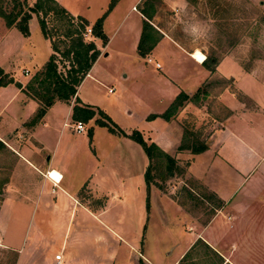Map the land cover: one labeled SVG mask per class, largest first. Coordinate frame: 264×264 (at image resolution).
<instances>
[{
  "label": "crops",
  "instance_id": "0c3cea01",
  "mask_svg": "<svg viewBox=\"0 0 264 264\" xmlns=\"http://www.w3.org/2000/svg\"><path fill=\"white\" fill-rule=\"evenodd\" d=\"M55 1L69 14L84 18L88 27L105 11L109 2V0ZM141 1L117 0L107 11L101 22V30L106 37V42L100 45L99 38L90 37L99 50V54L76 86L74 95L66 102L55 100L35 123L27 124L38 107L37 102L20 91L13 83L0 86V148L7 151L10 159L6 179L0 189V247L15 253L14 264H45L41 260L43 256L35 253L30 261L23 262L25 250L32 248L30 245L25 249V237L31 228H35V222H39V225L47 219V223L52 225L51 229H54L48 234V237L52 238L58 230H61L63 219L56 215H53L51 219L50 216L47 217L45 210L57 214L60 208L67 220L63 235L59 234L63 236V242L65 237H68L71 241L70 246H79L82 245L78 239L82 238L81 236L94 240L90 247L88 244L85 246L88 248L84 253H93L88 259L81 255L73 259H64V249L60 247V250L54 253V255L61 254L58 264H110L111 259L113 261L116 256H113L116 253L115 240H112L113 243L110 246L109 239L112 237L122 242H119V245L124 244L127 250L126 256L133 260L134 264L139 262L153 264L144 256L151 250L148 248L141 223L144 216L149 213V211L146 213L144 208L146 198L150 206L151 198L161 193L156 184H150L148 192L146 190L143 174L148 166L147 156L131 139L121 135H109L97 126L88 125L91 119L84 121L85 132L76 133L72 126L74 120L71 118V106L77 101L80 106L100 109L113 120L115 116L111 113L113 109L99 95V87L106 80H110L112 74L99 66V63L102 58L120 59L125 54V48H128L130 55L136 58L135 67L140 72L143 71L141 61L145 62L148 58L150 61L147 62L153 61L154 67L155 63L159 65L155 68H161L159 59L152 60V57L154 55L158 58V55L162 54L161 47L166 41L171 47L183 53L181 59L183 63H188L189 60L191 61L189 64L195 69L198 65H202V62L194 58V55L200 52L203 56V53L198 49L191 51L184 49L176 36L164 31L161 24L154 22L156 13L153 14L149 23L159 32V39L144 56L145 58L137 54L136 45L143 18L139 12ZM162 1L170 8L176 5L182 6L185 3L184 0ZM132 7L135 8L132 9ZM125 21L126 24H124ZM13 28H4L0 35V50L3 51L0 53V69L23 86L28 75L38 70L47 60L51 48L48 40L41 35L39 26L33 18L28 20L27 35L23 36ZM117 35L119 37L116 38ZM11 36L16 38L18 44L32 43L35 51L39 49L38 62H33L29 70H22L26 76L23 80L15 77L11 67L4 65L7 64L9 53L15 48L8 43ZM114 39L117 40L115 48L111 53L105 51V47H108ZM225 60L233 61L231 57L225 55L213 70L208 69L205 74L201 72L199 76L195 74L190 79L184 78L187 74L183 71H164V75H160L158 81L161 82V86L165 89L164 93L167 95L165 105L159 111L148 114V109L139 114L126 110L127 115L134 120V124L117 125L125 133L131 129L140 131L146 142H152L163 152L169 153L175 164L185 161V174L193 176L192 178L219 202V206L213 209L211 217L198 227L195 221H191V216L186 211L180 206H175L176 211L183 212V215L187 216L184 221L187 228L191 230L186 236L184 246L173 259L155 264H175L197 239H201L214 249L224 262L239 264L229 256H232L234 249H237L236 245L235 248L231 246L228 253L223 237L226 235V228L239 233L247 232L250 221L244 218L240 220L238 212L235 211L237 206L242 209V199L239 198L232 203L234 197L232 194L240 186L241 190L244 188L247 178L254 171L257 170L264 176V108L258 104L255 97L259 91V88H255L256 86L261 85L260 91H264V81H261L264 76L262 72L242 70L237 63L238 68H234L233 71H221L220 65ZM123 77L126 78V74ZM214 78L221 81L222 85L212 93L209 83ZM206 83L209 87L201 91V98L196 100V96L191 99V95ZM179 93L185 94L188 98L182 102L177 114L174 113L165 119L161 114ZM208 94H215L213 101L205 98ZM209 102L218 103L221 106L223 112L219 117H212V113H209ZM62 109L65 112L60 115ZM185 112L189 113L190 118L195 117L194 122L198 120V124L201 123V119H206L207 115L212 119L213 123L194 126L197 130L203 129L207 134L203 141L206 148L201 152L191 153L189 149H178L182 139L179 123L182 122ZM150 115L151 117H148ZM92 119L94 120L95 117ZM205 122L207 123L206 120ZM89 126L91 132H88L87 136L86 131ZM0 155L5 156L6 152L1 151ZM133 160H135L133 163H136L135 168H131ZM47 173H50L53 179ZM128 190L134 193L130 199L135 198L133 208H139V216L134 217V211L130 210L127 204L124 210H121L124 203H127ZM83 191L89 193L91 199L100 200L101 203L97 207H92L87 202L81 201L80 193ZM242 192L244 195L248 192L247 186ZM259 196L263 197L260 194ZM229 213H231L230 221L224 220L223 217L226 218ZM88 217L95 223H99L104 233L98 234L87 229H82L79 233L76 229H70L69 222L79 218L83 222ZM261 220V218L254 220L256 227L253 228L252 239L257 241L256 247L264 242L262 241L264 231L259 225ZM122 223L128 224L127 232L123 231L127 227L122 226ZM187 228L186 230L189 231ZM48 229L47 226V232ZM37 232L38 228L35 229V233ZM48 237L44 238L47 244L50 242ZM100 239L108 241L101 243ZM248 247L256 253L255 247L250 245ZM153 252L156 254V251L153 250ZM82 257L84 260L81 259ZM54 264H56L55 259Z\"/></svg>",
  "mask_w": 264,
  "mask_h": 264
},
{
  "label": "rangeland",
  "instance_id": "374dc122",
  "mask_svg": "<svg viewBox=\"0 0 264 264\" xmlns=\"http://www.w3.org/2000/svg\"><path fill=\"white\" fill-rule=\"evenodd\" d=\"M34 1L35 0H0V9L8 14L16 12L19 8L22 11H25L27 10V6L32 5ZM184 1V5H176L173 8L168 7L162 0L154 1V13L157 14L154 22L161 24L164 31L176 36L184 49L189 51L198 49L203 53L204 59L205 56L214 57L216 62L213 64V69L222 57L228 55L233 61H223L219 68L221 71H233L234 68H238L236 65L237 63L242 70L255 71L256 73L262 72V76H264V0ZM29 2L31 3L29 4ZM37 16L43 19L50 39L57 43L59 50H62L65 45L64 43H66L60 41L62 39V30L63 28H66L65 20H57V15L52 12L44 15L40 13ZM37 16L35 14H30L29 19L33 18L34 22H37ZM4 22V18L0 16V35L4 28H13V26L9 28L6 27ZM124 24H126V21ZM14 28L13 30L17 31L16 28ZM87 37L89 38L90 36ZM117 37L119 36L117 35L116 38ZM45 39L48 40L50 44V39ZM8 43L15 46V48L9 53L6 62L7 64L4 65L11 67L15 77L23 80L26 76L23 74L22 70L25 69L27 71V69L29 70L32 67L33 62H38L39 49H36L35 51L32 47V43L29 45L18 44L16 38L13 36L8 39ZM103 44L104 43L101 42L100 45ZM116 44L117 40L114 39L109 43L108 47H105V51L111 53ZM161 52L162 54H159L158 58L154 55L152 57V60L159 59L158 61H160L162 65L161 68H155L153 61L151 63L141 61L140 64H142L141 67H143L142 72H140L138 68L136 69V58L130 55L128 48H125V54L120 59L109 57L100 60L99 66L112 74L110 77L111 79L106 80L104 84L99 87V95L105 100V103L113 109V112L111 113L115 115L113 118L114 121L108 116L107 117L114 125L117 126L120 125V123L126 125L134 124V120L131 119L130 115H127L126 110H130L131 113L134 112L139 114L143 113L145 109H148V114L149 112L159 111V109L165 105L167 95L164 93L165 89L161 86V82L158 81L159 76L164 75V71H183V73L187 74L184 78L190 79L195 74L199 76L201 72L205 74L206 70H208L203 64L200 66L198 65L195 69L193 65L189 64L191 62L189 60L188 63H183L181 61L183 53L171 47L167 41L163 43ZM0 53H3V51L0 50ZM30 56H32V58ZM66 66L67 63L65 61L60 60L57 63V69L61 73H65ZM185 69L186 71H184ZM35 72L36 70L28 75L26 83L32 78ZM124 74H126V78L123 77ZM261 81H264V79ZM209 84L212 87V93H214L213 91L217 90L222 85V82L217 78H214ZM259 86L262 87L261 85ZM259 86L255 87L259 88L255 97L258 104L264 108V91H260ZM208 87L209 86L206 83L198 89L197 94L194 95L197 96L196 100L201 98V91ZM107 89H110L111 91L107 92ZM214 95L215 94H208V97L205 98L213 101ZM208 106L210 107H208V111L210 110L209 113H212V117H219L221 112H223L218 103L213 102L212 104V102H209ZM180 109L181 106L175 110L174 113L177 114ZM64 112L65 110L62 109L60 115H63ZM189 116V113L185 112L184 117H182L183 120L181 119L182 122L179 123V128H181L182 134H186L189 140H194L199 143L203 142L207 134L204 133L203 129L197 130L194 126H201V124L202 126H205L213 123L212 119L207 117V115L206 119H201V123L198 124V120L197 122H194L195 117L190 118ZM94 117L96 118V115L92 118ZM92 118H90L91 123L88 122V125L93 127L97 126L109 135H117L116 133L109 131L105 126L97 124L95 119L93 120ZM80 121L84 123V120L80 119ZM88 132H91L90 126L86 131L87 136ZM1 151L6 152V155H0V189L6 179L7 168L10 164L7 151L0 148V152ZM134 161L135 160L132 162L130 161L131 168L136 167V163H133ZM150 164L151 170H149V172L152 176L150 182L151 184L157 185L156 187L161 194L155 195L151 198L152 203L150 206L148 204L146 207V201L144 202L145 211L146 213L149 211V213L144 216L141 223V229L143 228L148 248L151 250L149 254L145 253L144 256L148 261L151 260L153 264L165 263L173 259L177 252L184 246L187 238L186 236L191 230V228H187V224L184 221L187 216L183 215V212L176 211L175 206H180L186 211L191 216V221H195L198 227L203 225L205 220L211 217L210 215H212L211 213L213 212V209L219 206V202H217L215 197L207 192L201 184L193 179V176H187V174H185V161L178 162L177 164L174 162V165L171 166L170 172H167L166 170L167 162L163 157L154 158ZM247 179L244 188L247 186L248 192L244 195L242 192L244 188L241 190L240 186L238 189L234 190L232 194V196H234L232 203L236 202L239 198L242 199V209L237 206L235 211L238 212V218L240 220L244 218L246 221H250L247 225V232L242 233L241 231L239 233L236 230L230 231V229L226 228V235L223 237V242L224 245L228 247V253L230 252L231 246L235 248L236 245L237 249H234L232 256H229L239 264H264V242L260 245L262 248H259L260 246L256 247L257 241L252 239L254 233L252 231L253 228L256 227V224L254 223L255 218L262 219L259 225L262 231H264V222L262 223V221H264V176L256 170ZM128 192L129 193L126 195L127 203H124L121 210L123 211L124 206L127 204L130 210L134 211V217L139 216V208H133L135 198L130 199V196L132 194L134 196V193L130 190H128ZM259 194L263 195V197L259 196ZM80 198L81 201L87 202V204L92 207H97L101 203L100 200L91 199L89 193L86 191L80 193ZM148 207L149 209H147ZM38 210L41 211L40 208H38ZM45 211L47 217L50 216L51 219L54 217L53 215H56L57 217L60 216L61 220L63 219L61 230H58L56 234L50 238L48 237V234L51 233L52 230L54 231V229H51L52 225L47 223V219L45 222H40L41 224L39 225V222H35V228H31L30 232L25 237V249L30 245L32 248L27 251L25 250L23 262L26 263L27 261H30L32 255L35 253L43 256L41 260L45 264H51L52 262L54 264L53 255L60 250V247L64 249V259L66 258L67 260L73 259L78 255L84 256L88 259L93 255V253H84V251L92 245L94 239L81 236L83 239L80 237L78 239L82 245L80 244L79 246H70L71 241L68 237H65V242H63V236L61 235H63L64 228H66L67 220L66 217L62 215L61 208L58 209L57 214H54L53 212L51 213V211ZM112 212L113 211L111 210V213ZM230 216L231 213L227 214L226 218L225 216L223 218L224 220L230 221ZM68 225L71 230L76 229L79 233H81L82 229H87L88 231L95 233L98 232V234L104 233V229L101 225L95 223L89 217L83 222H81L80 218L75 219L73 222H69ZM121 225L127 227L128 224L122 223ZM47 226L49 227L48 232ZM36 228H38L37 233H35ZM186 228L189 231H187ZM123 231L127 232L128 227L124 228ZM45 237H48L50 240L48 244L44 241ZM107 237L109 238V236ZM109 240H111L110 246H112V240H115L114 242H116V253L113 255L116 256L113 261L111 259L112 262L110 261V264L135 263L126 256V247L124 244L119 245V242L122 243L120 240L114 237ZM200 240L201 239H197L193 243L196 245L190 252L189 261L193 263L200 262L201 260V255L204 250V246H202L201 243L204 241ZM105 241L108 240L100 239L101 243H104ZM86 244H88V247L85 248ZM249 245L255 247L256 253L252 252L253 249L248 247ZM162 248L165 249L162 250ZM153 250L156 251L157 255ZM15 257L14 252L0 247V264H14ZM84 257L81 259L84 260ZM213 259L215 260V258ZM139 264L141 263L139 262ZM208 264H210V262H208Z\"/></svg>",
  "mask_w": 264,
  "mask_h": 264
},
{
  "label": "trees",
  "instance_id": "16d2710c",
  "mask_svg": "<svg viewBox=\"0 0 264 264\" xmlns=\"http://www.w3.org/2000/svg\"><path fill=\"white\" fill-rule=\"evenodd\" d=\"M116 1L117 0H109L105 11L91 24V26H89L90 37L99 38L102 43L106 42V37L101 30V22L104 15L111 9ZM154 1L157 0H142L141 5L139 6V12L142 14L143 18L139 39L136 45V52L141 57H144L149 53L160 36L159 32L149 23L154 14ZM49 12L56 14L57 20H65L66 28H63L62 30V39L60 41L66 43H64L65 45L62 50H59L57 43L50 39L43 19L37 16L40 13L44 15ZM30 14H35L38 17L37 23L40 32L44 38L50 39L52 51L44 64L36 70L32 78L23 86H21L19 82L14 81L12 77L0 69V86L13 83L20 89V91L37 102L38 107L32 118L27 122V124L31 125L41 118L46 108L55 100L66 102L74 95L76 86L96 59L99 50L95 47L90 37L88 38L84 35L85 28L88 27L87 21L81 16L70 15L63 7L57 4L55 0H35L32 5L27 6V10L22 11L19 8L12 14L5 13L0 9V16L4 18L5 26L8 28L12 26L15 27L23 36L28 34L27 22L30 18ZM60 60L67 63L65 73H61L57 69V63ZM214 62H216L214 57L205 56L202 64L209 70H213ZM195 94H197V91L191 95V99L196 97L194 96ZM187 98L188 97L185 94L179 93L161 116L165 119L171 117L175 110H177ZM95 115V122L97 124L105 126L109 131L116 133L117 135L131 139L142 148L148 159V166L143 174L147 192L152 178L149 172V170H151L150 163L154 158H165L167 162L166 170L167 172H170L171 166L174 165L173 158L160 150L154 143H146L140 131L133 129L129 133L123 132L98 108L93 109L90 106H80L77 101L71 106V118L75 121L80 119L87 121ZM148 117H151V115ZM194 135L196 136L195 133ZM182 148L189 149L191 153H198L203 151L206 146L203 142L199 143L194 140H189L186 134H182L181 143L179 144L178 149ZM147 205L148 201L146 198V207ZM201 244L204 246V250L200 262L193 263L189 261L190 252L196 245L193 244L175 264H208V262H210V264H228L227 262H224L221 256L205 242H202ZM213 258H215V260Z\"/></svg>",
  "mask_w": 264,
  "mask_h": 264
},
{
  "label": "built area",
  "instance_id": "2783aa9c",
  "mask_svg": "<svg viewBox=\"0 0 264 264\" xmlns=\"http://www.w3.org/2000/svg\"><path fill=\"white\" fill-rule=\"evenodd\" d=\"M132 9H134V7H132ZM84 35H86V36H89V35H90V27H86V28H85V33H84ZM203 56H204V55H203ZM203 60H204V58H203ZM203 60H202V61H203ZM147 61H150V59L148 58ZM200 62H201V61H200ZM155 67L158 68L159 65H158L157 63H155ZM110 91H111V90L108 89V92H110ZM72 126H73V130H74V132H76V133L83 132V131L85 130L84 123H83L82 121H80V120H76V121H74L73 124H72ZM47 175H48L50 178H52L51 175H50V173H47ZM52 179H53V178H52ZM56 181H58V179H57ZM54 259H55V261H56V264H58V263L60 262V260H61V254H60V253L55 254V255H54Z\"/></svg>",
  "mask_w": 264,
  "mask_h": 264
},
{
  "label": "bare ground",
  "instance_id": "6f19581e",
  "mask_svg": "<svg viewBox=\"0 0 264 264\" xmlns=\"http://www.w3.org/2000/svg\"><path fill=\"white\" fill-rule=\"evenodd\" d=\"M194 58H196L199 61H202L204 56H202V54L200 52H196L194 55Z\"/></svg>",
  "mask_w": 264,
  "mask_h": 264
}]
</instances>
